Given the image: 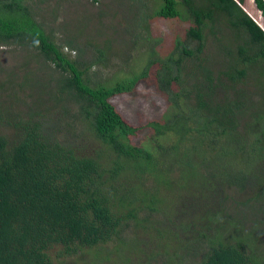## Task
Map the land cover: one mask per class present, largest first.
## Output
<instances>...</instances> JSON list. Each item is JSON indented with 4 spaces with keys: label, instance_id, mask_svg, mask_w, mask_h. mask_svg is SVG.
<instances>
[{
    "label": "trees",
    "instance_id": "1",
    "mask_svg": "<svg viewBox=\"0 0 264 264\" xmlns=\"http://www.w3.org/2000/svg\"><path fill=\"white\" fill-rule=\"evenodd\" d=\"M29 1L0 0V46L33 49L44 63H51L50 69L58 70L60 77L55 86L58 94L50 96L49 104L60 105L68 118L81 116L105 150L94 156L80 153L72 141L65 140L69 132L52 125L48 112L7 118L0 108V122L13 125L16 137L9 142L0 136V264H56L61 255L72 257L85 248L118 239L124 245L122 232L140 213L170 215L172 226L163 233L174 238V219L182 215L185 230L204 225L206 232L201 229L185 238L205 245L202 253L185 255L200 257L196 264H264V252L254 250L253 233L238 226L234 217L252 204L259 207L256 222L264 224V110L251 111L252 99L240 87L252 78L264 91V0H251L259 12L256 19L242 7L244 0H159L152 19L186 21L190 27L170 52L154 54L151 48L139 73L108 87L91 86L87 73L104 64L106 52L96 48L87 63L65 57L62 47L35 20ZM218 22L241 39L236 50L227 53L230 61L224 69L215 73L209 64L204 65L201 53L206 30L215 35ZM66 44L75 46L70 41ZM143 81L152 84L169 107L165 115L134 125L112 100ZM36 83L41 87L43 81ZM68 100L79 104L78 113H70ZM240 118L248 120L255 133L244 131L247 123L240 130ZM67 127L73 130L71 120ZM144 130L152 134L148 140L152 147L135 142ZM200 144L223 164L213 163L210 156L211 161L196 157ZM105 152L113 154V159L108 156L104 161ZM178 152L181 157L176 158ZM194 163L207 173L199 182L192 174ZM177 172L179 177H174ZM146 177L155 182L151 190L144 186ZM161 187L175 195L171 206ZM230 187L236 194L250 196L233 200L234 205H228L232 213H227L222 206L228 197L222 190ZM187 188L198 194L213 189L214 200L197 195L203 204H191L189 198L181 210L178 194L172 193ZM172 254L168 256L171 263L184 261L177 252Z\"/></svg>",
    "mask_w": 264,
    "mask_h": 264
},
{
    "label": "rangeland",
    "instance_id": "2",
    "mask_svg": "<svg viewBox=\"0 0 264 264\" xmlns=\"http://www.w3.org/2000/svg\"><path fill=\"white\" fill-rule=\"evenodd\" d=\"M159 5V0H30L28 2V6L32 7L36 14L35 20L41 23L55 44L62 47L60 49L65 57L70 60L80 59L87 63L96 55V48L106 52L104 64L91 67L87 73L91 86L99 83L107 87L117 79L128 78L133 73H139L149 58L151 48L154 50V54L164 55L166 51H171L177 38H183L185 35L191 25L186 21L152 19V14L159 8ZM242 7L253 18L258 17L259 12H256L251 0H244ZM240 39L238 34L231 31L224 22H218L215 35L206 30L204 50L201 53L204 65L209 64L215 73L224 69V66L230 61L227 53L236 50V43ZM66 41L75 44L73 49L68 47ZM193 44L196 45V43ZM50 65L49 62L44 63L33 49H23L13 45L0 46V108L2 107L8 113L7 118L12 115H19L23 118L33 111L48 112L47 117L52 120V125L63 127L65 132H69L65 140L72 141L75 149L80 153L94 156L96 152L105 150L91 126L81 116H78V119L68 118L63 115L60 105L57 104L55 107L49 104L50 96L54 97L58 94H56L58 87L55 86L58 83L56 80L60 77L58 70H51L52 65ZM186 72L190 74L191 71L187 69ZM25 75L26 79H24ZM41 79L43 84L40 87L36 81ZM190 83L188 82L187 85ZM255 84L254 80L250 78L245 85L240 87L247 97L252 99L251 111L264 110V91H261ZM68 102H70L68 103L70 104L68 106L70 113H78L79 104L70 100ZM112 102L134 125L144 124L151 116L165 115L167 107H169L164 97L155 90L153 85L145 81L138 83L132 92L117 95ZM44 108L47 109L44 110ZM69 120L72 121L73 130L67 127ZM246 123L248 128L244 131L255 133L248 120L240 118L237 125L240 130H243L246 128ZM263 123L258 124L259 128ZM140 135L142 137L135 140L136 144L152 147L148 146V140L152 134L148 130H144ZM0 136L9 142L14 141L16 137L13 125L0 122ZM197 148L199 151L195 154L196 157L204 159L210 156L213 163L223 164L221 159H215L213 154L205 150L207 147L204 144L197 145ZM180 154L178 152L175 157H181ZM104 155L103 159L107 161L110 154L105 152ZM112 155L110 160L113 159ZM190 155L192 156L191 152ZM210 158L207 157L209 161H211ZM199 167L197 164L191 168L196 182H199L206 173L205 169L199 170ZM214 171L221 173L218 170ZM174 177H179L178 172L174 174ZM146 178L144 186L151 190L155 182L151 180V177ZM160 191L168 200L169 206L174 204V201L171 203V198L175 195L170 196L166 187H161ZM178 191L175 189L172 194L179 195H177L178 199L174 200L176 203L178 202L177 208L181 207V210L185 209L189 198H191V204L195 205L203 204L201 199L207 196H211L210 199L214 200L213 189L202 194H198V191H193L192 188L189 190L187 188V191ZM222 192L228 197L227 204L224 206L223 203L222 206L227 213H232V206L228 205H234L233 200L242 201L250 196L249 194L247 196L236 194L232 187L225 188ZM197 195L202 198H195ZM258 208L256 205L248 204L242 208L241 213L234 217L238 226L240 224L244 230H250L253 233V238L256 241L255 252H264V224L256 222ZM161 211H165V208L163 207ZM136 216V219L127 222V226L122 232V237L126 240L124 245H121L118 239L101 247L85 248L72 257L61 255L58 261L56 260V264L199 263L200 257L189 255L188 258L185 255L190 252L193 255L202 253L205 245L195 239L185 241V238L195 236L203 229L204 225L191 226L185 230L183 229V225L186 223L185 217L182 215V219L179 217L178 220L173 218L177 223V227L173 230L177 238H174L163 233L165 230H170L168 227L172 226L168 220L170 215L168 218L162 213L152 216L148 213H140ZM219 216L222 217V214ZM143 219L145 222L141 223ZM191 220L193 221V219ZM253 224L254 227L250 228ZM185 227H187L186 224ZM206 231L203 229L202 232ZM162 240H164L163 245H158ZM173 251L177 252L179 257L183 256L184 261L171 263L168 256L173 255Z\"/></svg>",
    "mask_w": 264,
    "mask_h": 264
}]
</instances>
